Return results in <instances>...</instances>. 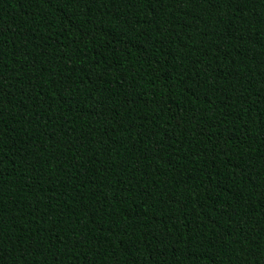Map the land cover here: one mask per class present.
Returning <instances> with one entry per match:
<instances>
[{"label": "trees", "instance_id": "16d2710c", "mask_svg": "<svg viewBox=\"0 0 264 264\" xmlns=\"http://www.w3.org/2000/svg\"><path fill=\"white\" fill-rule=\"evenodd\" d=\"M0 264H264V0H0Z\"/></svg>", "mask_w": 264, "mask_h": 264}]
</instances>
